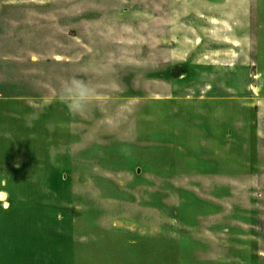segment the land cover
Masks as SVG:
<instances>
[{"label": "rangeland", "instance_id": "obj_1", "mask_svg": "<svg viewBox=\"0 0 264 264\" xmlns=\"http://www.w3.org/2000/svg\"><path fill=\"white\" fill-rule=\"evenodd\" d=\"M21 188L264 264V0H0V190Z\"/></svg>", "mask_w": 264, "mask_h": 264}, {"label": "crops", "instance_id": "obj_2", "mask_svg": "<svg viewBox=\"0 0 264 264\" xmlns=\"http://www.w3.org/2000/svg\"><path fill=\"white\" fill-rule=\"evenodd\" d=\"M0 191L7 195L0 200V264H217L210 256L197 258L205 243L167 223L162 227L174 236L143 235L114 222L103 228L96 224L99 210L58 211L63 193L53 188ZM178 217L181 226V210Z\"/></svg>", "mask_w": 264, "mask_h": 264}, {"label": "clouds", "instance_id": "obj_3", "mask_svg": "<svg viewBox=\"0 0 264 264\" xmlns=\"http://www.w3.org/2000/svg\"><path fill=\"white\" fill-rule=\"evenodd\" d=\"M91 95L90 88L79 80H71L64 86L62 99L71 113L82 109L87 98Z\"/></svg>", "mask_w": 264, "mask_h": 264}]
</instances>
